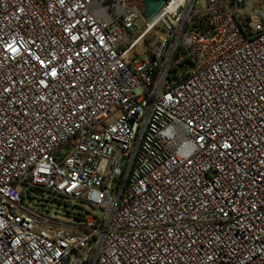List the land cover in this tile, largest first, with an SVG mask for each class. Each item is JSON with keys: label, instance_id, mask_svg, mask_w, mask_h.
I'll list each match as a JSON object with an SVG mask.
<instances>
[{"label": "built area", "instance_id": "1", "mask_svg": "<svg viewBox=\"0 0 264 264\" xmlns=\"http://www.w3.org/2000/svg\"><path fill=\"white\" fill-rule=\"evenodd\" d=\"M163 1L0 0V264H264V0Z\"/></svg>", "mask_w": 264, "mask_h": 264}, {"label": "rangeland", "instance_id": "2", "mask_svg": "<svg viewBox=\"0 0 264 264\" xmlns=\"http://www.w3.org/2000/svg\"><path fill=\"white\" fill-rule=\"evenodd\" d=\"M259 0H248L247 8L259 4ZM202 5H206V0H201ZM164 35L162 29H156L147 39L149 46H155L160 37ZM147 45L145 42L141 43L138 47L139 54L144 56L147 54ZM28 204L35 208L48 211L51 215L60 218L61 220L74 219L75 214L85 213L98 218L103 217V213L98 208H92L90 205L82 204L73 199H66L60 195L42 190H30L29 193L25 192Z\"/></svg>", "mask_w": 264, "mask_h": 264}, {"label": "water", "instance_id": "3", "mask_svg": "<svg viewBox=\"0 0 264 264\" xmlns=\"http://www.w3.org/2000/svg\"><path fill=\"white\" fill-rule=\"evenodd\" d=\"M163 0H143L142 4L144 7L145 16L151 19L164 5Z\"/></svg>", "mask_w": 264, "mask_h": 264}, {"label": "trees", "instance_id": "4", "mask_svg": "<svg viewBox=\"0 0 264 264\" xmlns=\"http://www.w3.org/2000/svg\"><path fill=\"white\" fill-rule=\"evenodd\" d=\"M186 61H187V59H184V60H183V62H186Z\"/></svg>", "mask_w": 264, "mask_h": 264}]
</instances>
